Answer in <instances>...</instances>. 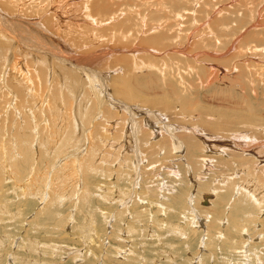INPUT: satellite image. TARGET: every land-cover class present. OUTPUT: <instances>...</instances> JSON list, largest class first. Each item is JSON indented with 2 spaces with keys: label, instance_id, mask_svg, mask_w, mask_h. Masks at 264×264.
<instances>
[{
  "label": "rangeland",
  "instance_id": "374dc122",
  "mask_svg": "<svg viewBox=\"0 0 264 264\" xmlns=\"http://www.w3.org/2000/svg\"><path fill=\"white\" fill-rule=\"evenodd\" d=\"M0 124V264H264V0H0Z\"/></svg>",
  "mask_w": 264,
  "mask_h": 264
},
{
  "label": "bare ground",
  "instance_id": "6f19581e",
  "mask_svg": "<svg viewBox=\"0 0 264 264\" xmlns=\"http://www.w3.org/2000/svg\"><path fill=\"white\" fill-rule=\"evenodd\" d=\"M96 23L97 22H99V20L97 19V18H95V20H94ZM114 21H115V19H114ZM95 30L97 31V29L95 28ZM31 38V37H30ZM32 39V38H31ZM92 43V42H91ZM99 53V52H98ZM75 55V54H74ZM95 56H97V55H88V57L87 58H83V59H81V60H84L85 62L87 61V60H92V61H94V62H98V59L99 58H96ZM55 57H58V56H55ZM73 57V56H72ZM59 58V57H58ZM76 58V57H75ZM78 58V57H77ZM60 59V58H59ZM79 59H80V57H79ZM62 61V60H61ZM84 61H83V63H84ZM72 62V61H71ZM75 62V61H74ZM87 62H89V61H87ZM63 63V62H62ZM73 63V62H72ZM34 64V63H33ZM75 64V63H74ZM79 65V64H78ZM82 65V64H81ZM62 66H63V64H62ZM68 67V66H67ZM35 68V67H34ZM46 69V68H45ZM63 69V68H62ZM16 71V70H15ZM43 73H45L46 74V72H44L45 70H41ZM47 71V70H46ZM65 71V72H64ZM89 71V70H88ZM63 73H65V77H67L66 78V86H68V88H70L71 90H69L68 92H72L73 94L74 93H76L77 94V91H78V88H79V85H78V82H75L74 81V79L72 78V76H71V74L69 75V70L67 71V70H63ZM82 73V72H81ZM89 73V72H88ZM87 73V71L85 72V74H88ZM44 75V74H43ZM42 75V76H43ZM91 75V74H90ZM69 76V77H68ZM97 76V75H96ZM87 77H88V75H87ZM91 78L93 79V77L91 76ZM2 79V78H1ZM38 79V78H37ZM59 79V78H58ZM91 79V80H92ZM46 81V80H45ZM56 82V81H55ZM77 83V84H75V87H76V91H74V88H71L72 86H71V84H74V83ZM70 85V86H69ZM93 85V84H92ZM74 86V85H73ZM21 87V86H20ZM2 88V87H1ZM12 88V87H11ZM14 88H15V86H14ZM23 88V87H22ZM127 88V87H126ZM24 89V88H23ZM73 89V90H72ZM13 90V89H12ZM17 90V89H16ZM3 91V90H2ZM14 92H15V90H13ZM42 91V90H41ZM72 93H68L67 95H68V98H71V96H74ZM98 93V92H97ZM18 94H21V93H18ZM54 94V93H53ZM7 95V94H6ZM22 95V94H21ZM21 95H19V96H21ZM18 96V97H19ZM66 96V95H65ZM22 97H23V95H22ZM21 97V98H22ZM26 97V96H25ZM20 99V98H19ZM23 99V98H22ZM22 101H24V99L22 100ZM22 105H23V103H22ZM24 105H26V103L24 104ZM27 106V105H26ZM25 107V106H24ZM28 107V106H27ZM113 111V110H112ZM110 112V111H109ZM56 113V112H55ZM80 114H81V116H82V122L85 120V116H86V114H89L88 113V111H82V109H81V111H80ZM112 114V113H111ZM114 115V114H113ZM88 116V115H87ZM108 116V115H107ZM116 116V115H115ZM133 116V115H132ZM92 117V116H91ZM170 120H171V118H170ZM159 121H161V120H159ZM162 122V121H161ZM100 124V123H99ZM98 124V125H99ZM1 125V124H0ZM27 125V124H26ZM71 125V124H70ZM69 125V126H70ZM83 125V124H82ZM97 125V124H96ZM101 125V124H100ZM29 126V125H28ZM55 126V125H54ZM72 126H74V125H72ZM110 126V125H109ZM4 127V126H3ZM83 127H85V126H83ZM102 127H104V126H102ZM102 127H101V129H102ZM117 127V126H116ZM167 127V126H166ZM171 127V126H170ZM54 128V127H53ZM58 128V126H56V128H55V130ZM154 128H155V126H154ZM30 129V128H29ZM100 129V127H98V126H96V128L94 129V130H92V136L93 135H95V136H101V135H99L100 134V131H102ZM105 129H107V128H105ZM179 129V128H178ZM187 129V128H186ZM185 129V130H186ZM27 130H28V128H27ZM85 130V129H84ZM108 130V129H107ZM156 130H158V129H156ZM160 130V129H159ZM105 131V130H104ZM150 131V130H149ZM153 131H155V130H153ZM184 131V130H183ZM55 132V131H54ZM143 132H145V131H143ZM163 132V131H162ZM178 132V131H177ZM27 133V132H26ZM61 135H62V133L61 132H59ZM68 133V132H67ZM66 133V134H67ZM74 133V132H73ZM132 133V132H131ZM146 133H148V131H146ZM171 133V132H170ZM191 133V132H190ZM24 134V133H23ZM29 134V133H28ZM59 134V135H60ZM63 134H65V131H63ZM71 134H72V130H71V126H70V129H69V133L63 138V145L62 146H64L65 145V147H67L68 145H71V144H69L71 141L69 140V137L71 136ZM137 134V133H136ZM144 134V136L146 135L145 133H143ZM151 134H152V131H151ZM150 134V135H151ZM173 134V133H172ZM90 135V134H89ZM131 135V134H130ZM157 135V134H156ZM186 135V134H185ZM239 135V134H238ZM18 136V135H17ZM22 136H24V135H22ZM25 136H26V134H25ZM64 136V135H63ZM133 136V135H132ZM131 136V137H132ZM142 136V135H141ZM29 137V136H28ZM27 137V138H28ZM60 137V136H59ZM102 137V136H101ZM100 137V138H101ZM130 137V138H131ZM143 137V136H142ZM150 137V136H149ZM22 138V137H21ZM25 138V137H24ZM92 138V137H91ZM93 138H95V137H93ZM109 138V137H108ZM123 138V137H122ZM141 138V137H140ZM183 138H184V136H183ZM238 138V137H237ZM32 139V138H31ZM26 140V139H25ZM30 140V139H29ZM51 140V139H50ZM59 140H62V139H59ZM101 140H103L102 138H101ZM119 140H120V138H119ZM181 140V139H180ZM185 140V139H184ZM238 140V139H237ZM43 141V140H42ZM55 141H57V140H55ZM103 141H105V140H103ZM107 141V140H106ZM105 141V142H106ZM131 141V140H130ZM186 142H187V150H188V154H191V156H194L193 154H194V152L195 151H197V150H200V147H199V142H197L196 141V139L194 138V137H192V136H188V135H186V140H185ZM33 142V141H32ZM59 142V141H58ZM62 142V141H61ZM61 142H59V143H61ZM91 142H92V140H91ZM249 142V141H248ZM99 143V142H98ZM101 143H102V141H101ZM118 143V142H117ZM20 144H21V148L23 149L22 151H23V156L25 157V159H24V162L25 163H27L28 162V160H30L31 161V158L27 155V151L25 150V149H27V148H29V147H25V148H23L24 147V145L20 142ZM26 144V143H25ZM234 144V143H233ZM236 144V143H235ZM103 145L105 146L106 144H104V142H103ZM103 145H100L101 147L103 146ZM128 145H130V144H128ZM127 145V146H128ZM92 146L93 147H97V144H92ZM103 146V147H104ZM179 146V145H178ZM259 146V145H258ZM53 147V146H52ZM106 147V146H105ZM69 148V147H68ZM77 148V147H76ZM75 148V149H76ZM237 148V147H236ZM244 148V147H243ZM58 149H60V148H58ZM227 149V148H226ZM29 150V149H28ZM40 150V149H39ZM51 150V149H50ZM230 150H232V149H230ZM234 150V149H233ZM236 150V149H235ZM244 151V150H243ZM249 151V150H248ZM30 153V152H29ZM47 153V152H46ZM64 153V152H63ZM231 153V152H230ZM13 154V153H12ZM246 154V153H245ZM68 155V154H67ZM85 155V154H84ZM88 155V154H87ZM233 155V154H232ZM30 156H32V155H30ZM69 156V155H68ZM201 156H203V155H201ZM245 156V155H244ZM34 158V157H33ZM71 158V157H70ZM93 158V157H92ZM244 158V157H243ZM89 159H91V158H89ZM198 159V158H197ZM207 159V158H206ZM215 159V158H214ZM237 159V158H236ZM240 159V158H239ZM33 160V159H32ZM199 160V159H198ZM228 160V159H227ZM251 160V159H250ZM3 161V160H2ZM0 162V169H1V167H2V169L4 168L3 167V162ZM34 161V160H33ZM61 161V160H60ZM64 161V160H63ZM68 161V160H67ZM203 161V160H202ZM216 161V160H215ZM261 161V160H260ZM24 162H17V164L19 165V167H21V168H23L24 167ZM72 162V161H71ZM227 162V161H226ZM230 162V161H229ZM262 162V161H261ZM222 163H224V162H222ZM95 163H94V161L93 160H91V162H90V164L89 165H85V164H82V169L85 171V173L86 174H88V175H91L90 173H88V171H96L97 170V167H96V165H94ZM186 164V163H185ZM233 164V163H232ZM14 165V164H13ZM195 165V164H194ZM15 166H16V164H15ZM14 166V167H15ZM123 166V165H122ZM12 168H13V166H11ZM37 167V166H36ZM5 169V168H4ZM16 169V168H15ZM17 170V169H16ZM2 171V170H1ZM10 175H11V173H10ZM22 176V175H21ZM57 176V175H56ZM55 176V178L56 179H59V177H56ZM13 177V176H12ZM2 178V177H1ZM264 180V179H263ZM54 181V180H53ZM237 181V180H236ZM248 181V180H247ZM56 182V181H55ZM73 182V181H72ZM53 183V182H52ZM18 184V183H17ZM55 184H57V183H55ZM231 185H233V184H231ZM224 186H226V185H224ZM254 186V185H253ZM228 187V186H227ZM226 187V188H227ZM231 187H233V186H231ZM229 188V187H228ZM244 188V187H243ZM54 189V188H53ZM57 189V188H56ZM230 189V188H229ZM232 189V188H231ZM237 190V189H236ZM246 190V189H245ZM250 190V189H249ZM54 191V193H56V190L54 189L53 190ZM213 191V190H212ZM241 192H242V190H241ZM238 193V192H237ZM248 193H250V192H248ZM255 193V192H254ZM214 195H215V193H209L208 195L207 194H204L202 197H203V199H205L208 203L207 204H205V203H203V206L205 205V206H209L210 204H211V201L213 202V200H214ZM238 195V194H237ZM260 195V194H259ZM262 195V194H261ZM226 198H228V196L226 197ZM253 198H255V200L253 199ZM258 198V197H257ZM58 199V198H57ZM223 199V198H222ZM242 199H244V201H245V199H250V200H252V202H254L255 201V203L256 202H258L257 201V199H256V197L255 196H253V195H250V194H248V196H245V198H243V196H241V197H239V199L238 200H236V202L233 204V211H232V222H233V225L236 223V219L238 218L237 216H239V218H240V214L243 212V210H245V206L243 205V203H244V201L242 202ZM199 200V199H198ZM205 200L203 201V202H205ZM226 200H228V199H225V201ZM259 200V199H258ZM202 201V200H201ZM222 201V200H221ZM223 201H224V199H223ZM262 201V200H261ZM246 202V201H245ZM247 202H249L248 200H247ZM202 203V202H201ZM210 203V204H209ZM225 204H227V202H224ZM223 203V204H224ZM251 203V202H250ZM250 203H247V205L249 206V204ZM254 204V203H253ZM253 204H251V205H253ZM3 206V205H2ZM226 206H228V205H226ZM225 206V207H226ZM229 207V206H228ZM229 208H231V206L229 207ZM224 211V210H223ZM229 211V210H228ZM248 211V210H247ZM249 211H251V210H249ZM225 212V211H224ZM235 213V214H234ZM247 213H249V212H247ZM234 214V215H233ZM236 215V217L237 218H235L234 216ZM220 216V215H219ZM219 216H217V217H219ZM216 217V218H217ZM251 217V216H250ZM254 218H255V216H254ZM216 221V220H215ZM221 221V220H220ZM238 221V220H237ZM239 221H240V219H239ZM222 223V222H221ZM237 223H240V222H237ZM236 223V224H237ZM256 223V222H255ZM264 224V223H263ZM232 225V224H231ZM240 224H238V226H239ZM215 226V225H214ZM213 226V227H214ZM234 227H235V225H234ZM237 228V227H236ZM264 236V235H263Z\"/></svg>",
  "mask_w": 264,
  "mask_h": 264
},
{
  "label": "water",
  "instance_id": "95a60500",
  "mask_svg": "<svg viewBox=\"0 0 264 264\" xmlns=\"http://www.w3.org/2000/svg\"><path fill=\"white\" fill-rule=\"evenodd\" d=\"M205 204H207L208 202L205 200V202H204Z\"/></svg>",
  "mask_w": 264,
  "mask_h": 264
}]
</instances>
